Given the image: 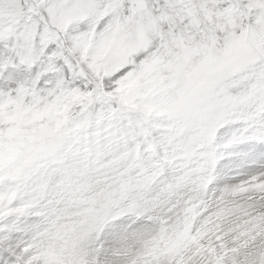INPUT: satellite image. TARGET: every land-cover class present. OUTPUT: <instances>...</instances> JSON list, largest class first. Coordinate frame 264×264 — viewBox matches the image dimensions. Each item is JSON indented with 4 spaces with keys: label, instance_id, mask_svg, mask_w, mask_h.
Segmentation results:
<instances>
[{
    "label": "snow or ice",
    "instance_id": "obj_1",
    "mask_svg": "<svg viewBox=\"0 0 264 264\" xmlns=\"http://www.w3.org/2000/svg\"><path fill=\"white\" fill-rule=\"evenodd\" d=\"M262 241L264 0H0V264Z\"/></svg>",
    "mask_w": 264,
    "mask_h": 264
},
{
    "label": "rangeland",
    "instance_id": "obj_2",
    "mask_svg": "<svg viewBox=\"0 0 264 264\" xmlns=\"http://www.w3.org/2000/svg\"><path fill=\"white\" fill-rule=\"evenodd\" d=\"M260 243H262V244H260L261 246L263 245V242H260ZM262 247H264V246H262ZM254 250V249H253Z\"/></svg>",
    "mask_w": 264,
    "mask_h": 264
},
{
    "label": "bare ground",
    "instance_id": "obj_3",
    "mask_svg": "<svg viewBox=\"0 0 264 264\" xmlns=\"http://www.w3.org/2000/svg\"><path fill=\"white\" fill-rule=\"evenodd\" d=\"M263 242V245L262 246H264V241H262ZM260 244H262V243H260ZM261 246V245H260Z\"/></svg>",
    "mask_w": 264,
    "mask_h": 264
}]
</instances>
